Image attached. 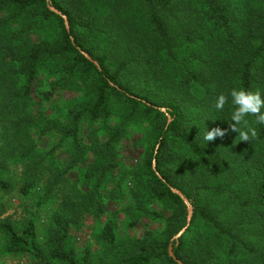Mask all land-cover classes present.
<instances>
[{"label": "trees", "instance_id": "trees-1", "mask_svg": "<svg viewBox=\"0 0 264 264\" xmlns=\"http://www.w3.org/2000/svg\"><path fill=\"white\" fill-rule=\"evenodd\" d=\"M51 7L66 15L70 30ZM43 72L47 88L37 86ZM233 88L264 96V0H0L1 151L24 165L25 194L38 185L32 171L48 160L63 175L75 174L78 189L70 209L52 216L43 242L33 218L20 229L2 220L7 252L32 254L40 264H179L172 244L184 264H228L242 250L264 264L193 193H224L209 175L239 160L232 170L242 188L231 195L242 208L264 211V124L247 117L258 130L248 142L230 130L203 139L213 127L229 128L231 98L222 111L214 104ZM63 92L71 95L60 102ZM132 131L150 143L142 161L127 166L119 147ZM0 185L9 186L1 176ZM126 187L133 204L125 208V225L164 219V231L145 224L142 235L121 236L118 212L107 205L123 199ZM174 188L194 211L178 239L188 204ZM92 214L108 216L100 235L114 251L112 263L94 261L91 250L79 256L71 242L72 229Z\"/></svg>", "mask_w": 264, "mask_h": 264}, {"label": "rangeland", "instance_id": "rangeland-1", "mask_svg": "<svg viewBox=\"0 0 264 264\" xmlns=\"http://www.w3.org/2000/svg\"><path fill=\"white\" fill-rule=\"evenodd\" d=\"M239 16L241 17V14ZM37 86L39 88H47L49 86L44 72L41 74ZM70 95L71 94L63 92L59 101L63 102L68 100ZM46 107L49 110L51 109V106L47 105ZM163 108L164 111H166L165 107H161L162 110ZM3 132L4 129L0 126V136ZM149 143V140L143 136V133L140 131H132L131 135L125 139L123 144L119 147L121 154L119 160L124 162L127 166L139 164L146 154ZM2 145L3 141L0 138V176L9 186L4 188L0 185V222L4 219H10L16 228L20 229L26 224L29 218H33L37 224L39 238L43 242L45 240L44 236L46 229L54 213L56 211L69 210L71 202H75L76 200L74 198L76 194L75 189L78 191L76 187V175H63L61 169L52 164L50 160L42 162V166H40L37 171H32L33 178L39 180L38 185H36L29 194H25L23 192L25 176L23 174L25 172L24 165L18 161L17 156L11 155L7 149L1 151ZM228 152L229 151H226V156L234 160L236 157L229 156ZM90 158L92 159L93 157L90 156ZM239 162L238 160L236 165L224 168L216 175H209L207 180L209 184L213 187L223 188L224 193H217L211 189L203 190L202 188L193 189V193L195 194V192H198L202 197V201L209 204V208L212 209L213 212H217L214 214L218 220L230 223L235 233L264 257V211L261 210L258 205L250 208H242L237 205L238 203L231 195L233 192L238 191V187L242 188V184H237L232 170L237 167ZM61 179H63L64 182H62ZM125 184L129 187L132 185L131 182L127 180ZM90 189L91 187L87 190ZM49 191H51L50 197H44V194ZM42 198H45L46 201L39 205L37 202ZM67 198L71 199L70 203L65 200ZM131 204H133L132 194L129 188L126 187V196L123 199H111L107 205L112 212H118L117 220L121 236L125 238L140 236L145 231V224H149L160 231L165 230L167 224L164 219H151L150 217H143L142 221L140 220L134 227L126 226L125 222L128 217L124 211L126 206ZM152 206H157L160 209L164 208L163 210H165L166 214L169 213L165 204L160 205L159 202H153ZM107 217L108 216L105 215L103 218H97L92 214L83 220V224L80 228L72 229L71 242L75 246L79 256H81L85 250H91L94 254L93 259L96 262H103L106 260L112 263L114 261V251L105 247V243L100 235ZM196 229H198V227H196ZM6 244V239L0 230V264L41 263V261L32 254L8 253ZM228 264L262 263L260 262V258L242 250L235 256V259L231 260Z\"/></svg>", "mask_w": 264, "mask_h": 264}, {"label": "clouds", "instance_id": "clouds-1", "mask_svg": "<svg viewBox=\"0 0 264 264\" xmlns=\"http://www.w3.org/2000/svg\"><path fill=\"white\" fill-rule=\"evenodd\" d=\"M235 105V110L231 115V122L228 129L219 126L207 130L203 139L207 142L214 141L216 137L223 138L230 130L238 133L240 141H252L258 136V130L252 126L247 119L248 116L256 117V124H264V96L260 90L251 91L245 89L233 88L230 93H221L214 104L217 110H223L225 105L229 103Z\"/></svg>", "mask_w": 264, "mask_h": 264}, {"label": "water", "instance_id": "water-1", "mask_svg": "<svg viewBox=\"0 0 264 264\" xmlns=\"http://www.w3.org/2000/svg\"><path fill=\"white\" fill-rule=\"evenodd\" d=\"M52 8V10H54V11H56V12H58V13H60L61 15H63V17L66 19L65 20V23H66V26H67V28H68V30H70V25H69V21H68V18L66 17V15L65 14H63L60 10H58V9H56V8H54V7H51ZM87 56L90 58V59H92V60H94L89 54H87ZM94 62L96 63V64H98V61L97 60H94ZM163 110H164V108H163ZM169 120H170V118H169ZM176 193H178L182 198H183V200H184V202L186 203V204H188L187 206H188V218H187V224H186V226L174 237V239H178L181 235H182V233L186 230V228L189 226V224L191 223V220H192V217H193V207H192V204L190 203V201H189V199L184 195V193L180 190V189H177V188H174L173 189ZM169 253H170V255L171 256H173L178 262H179V264H184L180 259H178L177 257H175V254H174V251H173V246H172V244H170V247H169Z\"/></svg>", "mask_w": 264, "mask_h": 264}]
</instances>
